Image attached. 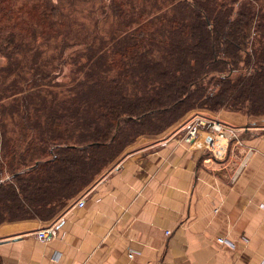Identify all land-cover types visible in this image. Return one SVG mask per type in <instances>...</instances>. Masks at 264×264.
Here are the masks:
<instances>
[{
    "label": "trees",
    "instance_id": "obj_1",
    "mask_svg": "<svg viewBox=\"0 0 264 264\" xmlns=\"http://www.w3.org/2000/svg\"><path fill=\"white\" fill-rule=\"evenodd\" d=\"M89 1L87 23L0 0V223L61 204L192 110L264 115V0Z\"/></svg>",
    "mask_w": 264,
    "mask_h": 264
},
{
    "label": "crops",
    "instance_id": "obj_2",
    "mask_svg": "<svg viewBox=\"0 0 264 264\" xmlns=\"http://www.w3.org/2000/svg\"><path fill=\"white\" fill-rule=\"evenodd\" d=\"M199 112L138 134L61 204L0 223V264H264V115L206 113L240 129L241 165L242 146L217 159L206 133L180 141ZM52 224L49 241L31 234Z\"/></svg>",
    "mask_w": 264,
    "mask_h": 264
},
{
    "label": "built area",
    "instance_id": "obj_3",
    "mask_svg": "<svg viewBox=\"0 0 264 264\" xmlns=\"http://www.w3.org/2000/svg\"><path fill=\"white\" fill-rule=\"evenodd\" d=\"M240 129L232 125H227L210 116L201 114L194 115L185 126L184 131L180 137V141L184 143H191L196 140L199 133H206V138L198 143V147H204L209 153V157L223 158L226 155L227 149L232 144L238 147H244L245 152L241 165L245 159L253 151L250 147H245L243 140L240 136ZM77 204L82 206L84 201L78 200ZM31 234L39 241L45 242L53 239L57 235L56 227L54 224L44 227H39L32 231ZM217 241L221 244L228 245L231 248L235 247L234 241L225 236L217 237Z\"/></svg>",
    "mask_w": 264,
    "mask_h": 264
},
{
    "label": "rangeland",
    "instance_id": "obj_4",
    "mask_svg": "<svg viewBox=\"0 0 264 264\" xmlns=\"http://www.w3.org/2000/svg\"><path fill=\"white\" fill-rule=\"evenodd\" d=\"M16 2H17V4L20 6L21 4H24V3H28V4H31V3H33L34 2V0H15ZM51 2H54V3H57L58 5H60L63 9H64V11L65 12H69L70 11V9H72L73 10V14H72V18L73 19H77V20H85L87 23L88 22H91V18L90 17H88L87 15H88V13L86 12V9L88 10L89 8H90V5H89V3H90V1L89 0H78V1H75V4H74V6L72 5V3H71V1L70 0H50ZM94 0H91V2H93ZM97 1V0H96ZM100 12V10L98 9V13ZM106 27H108L107 25H105ZM42 37V36H41ZM39 39H41L42 40V38H39ZM51 48V47H50ZM71 68H72V65L71 64H69L68 66H65L63 69H62V71H61V73L59 74H56V76H54V79H53V81L55 82V83H58V84H60V83H62V82H64V81H66L68 78H67V76L69 77V73H70V70H71ZM196 110H199L200 112L199 113H202L201 115H204V116H209L208 114H206V113H208V112H214V111H209V110H205V109H196ZM189 113V112H188ZM182 118V117H181ZM180 119V118H179ZM168 125V124H167ZM117 154V153H116ZM115 154V155H116ZM114 155V156H115ZM113 156V157H114ZM112 157V158H113ZM225 157V156H224ZM223 157V158H224ZM111 158V159H112ZM210 158H212V157H210ZM111 159H109V160H111ZM220 159H222V158H220ZM108 160V161H109ZM107 161V162H108ZM106 162V163H107Z\"/></svg>",
    "mask_w": 264,
    "mask_h": 264
}]
</instances>
